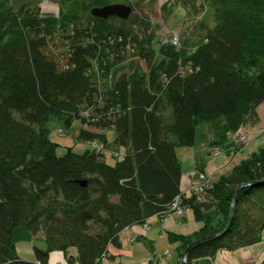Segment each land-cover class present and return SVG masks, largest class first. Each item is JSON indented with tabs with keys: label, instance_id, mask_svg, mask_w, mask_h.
Returning a JSON list of instances; mask_svg holds the SVG:
<instances>
[{
	"label": "trees",
	"instance_id": "16d2710c",
	"mask_svg": "<svg viewBox=\"0 0 264 264\" xmlns=\"http://www.w3.org/2000/svg\"><path fill=\"white\" fill-rule=\"evenodd\" d=\"M80 1L86 17L73 13L57 19L0 0V264H49L51 251L66 254L70 248L77 256L69 262L99 264L111 245L121 246L125 228L176 215L171 205L177 196L202 221V211L188 205L192 197L183 191L179 148L195 144L202 124L225 118L228 131L237 133L241 125L259 121L264 0H207L217 23L209 27L200 21L204 42L185 56L177 50L160 56L148 18L101 19L90 12L112 3L133 7L136 0ZM58 24L70 26L62 70L44 50ZM133 59L145 64V72L131 82L125 73L113 81L115 71ZM52 114L79 120V140L89 148L77 153L68 147L58 154L59 144L46 127ZM110 129L125 149L115 163L107 160ZM226 136L210 145L222 144ZM263 178L264 144L206 188L221 213L217 225L206 221L191 235L170 237L185 249L223 231L236 187ZM17 227L43 234L46 247H34V261L18 254ZM263 230L264 180L241 188L230 229L190 250L187 262L256 244Z\"/></svg>",
	"mask_w": 264,
	"mask_h": 264
},
{
	"label": "rangeland",
	"instance_id": "374dc122",
	"mask_svg": "<svg viewBox=\"0 0 264 264\" xmlns=\"http://www.w3.org/2000/svg\"><path fill=\"white\" fill-rule=\"evenodd\" d=\"M9 3L19 8L26 5L30 9L38 8L40 15L61 18L62 14L86 13L81 9L80 0H9ZM164 6L171 9L163 11ZM131 13V22L148 18L155 27V46L160 56H166L180 51L182 55L189 54L198 45L204 41L202 34L198 31L197 26L203 19L209 27H214L217 19L214 15V9L209 6L207 0H136ZM46 16V17H47ZM119 25V23H118ZM67 26V25H66ZM133 29H139L138 24ZM70 26L64 28L58 24L56 33L48 38V44L45 52L49 54L58 64L60 70L67 67L68 39L64 38ZM180 30V43L174 45L164 42L163 39L174 31ZM199 32V33H198ZM146 66L143 62H137L136 59L129 60L123 66L115 71V78L122 74H127L129 81H133L138 75L145 72ZM259 121L256 124L246 127L241 125L237 133L228 131V125L225 118L210 124H202L196 129V142L190 147L179 148L178 154L182 168V186L183 191L189 197L190 202L197 205L204 215L202 221L198 220L192 208L182 206L183 214L170 215L167 219L161 220L157 216L151 217L147 225H133L125 228L120 233L121 246L109 247V254L102 258L99 264H182V253L187 248L181 247L179 240H174L171 235H191L198 231L205 222H210L213 226L217 225L220 219V211L217 203L212 199L213 195H206V192L198 191L195 194L194 187L190 184L197 185L199 179H190L188 174L199 169L207 178L214 182V186L219 177L229 175L232 169L239 162L254 151H257L264 144V102L257 108ZM46 127L49 129V137L52 141L59 144L58 154H64L68 147L73 148L77 153H83L89 148V145L80 141V132L83 128L79 120H71L59 114H52L46 121ZM248 131L249 134L242 133ZM109 142L107 152L110 163H115L125 152L123 147L115 143L116 131L110 129L108 132ZM240 133H242L240 135ZM226 136L222 144L210 145V141L220 135ZM242 137L237 141V137ZM233 141L234 144L233 145ZM114 157H110L111 152ZM224 150L223 153L215 154L217 150ZM211 151V152H210ZM119 156L118 159L116 157ZM205 176V177H206ZM214 179H216L214 181ZM181 186V187H182ZM197 188V187H195ZM194 194H193V193ZM186 202V203H187ZM203 237V236H202ZM13 239L16 244L18 254L34 261V247L45 248L46 243L43 234L33 235L26 227H17L13 230ZM198 239V238H197ZM196 240V239H195ZM193 242V241H192ZM69 256H77V249L70 248L65 254L63 251L54 250L49 253V264H79L78 262H69ZM264 260V230L262 240L256 244L245 246L235 251L221 250L215 258L202 257L194 260V264H260Z\"/></svg>",
	"mask_w": 264,
	"mask_h": 264
},
{
	"label": "water",
	"instance_id": "95a60500",
	"mask_svg": "<svg viewBox=\"0 0 264 264\" xmlns=\"http://www.w3.org/2000/svg\"><path fill=\"white\" fill-rule=\"evenodd\" d=\"M132 11H133L132 6L129 4L112 3V4H107V5H103V6H99V7H93L90 12H91L92 16L98 17L101 19H108L110 17H117V18H120L122 20H127L131 16ZM263 180H264V178L261 180H257V181L240 183L236 187L235 193H234V198H233L231 208H230V212L228 215V222H227L225 229L219 233H215V234H211V235H205V236L200 237V238L194 240L193 242H191L187 246L185 251L182 253V259H181L182 264H188L187 254L190 250H192L193 248H195L196 246H198L204 242L211 241V240L218 238L219 236H221L222 234H224L225 232H227L230 229V227L232 226V223L234 221L236 199H237L238 193L241 190V188L256 184L257 182H261ZM82 183L85 184L84 181H82Z\"/></svg>",
	"mask_w": 264,
	"mask_h": 264
},
{
	"label": "built area",
	"instance_id": "2783aa9c",
	"mask_svg": "<svg viewBox=\"0 0 264 264\" xmlns=\"http://www.w3.org/2000/svg\"><path fill=\"white\" fill-rule=\"evenodd\" d=\"M165 41H168L169 43H172L174 45H178L179 41H180V31L175 29L174 31L170 32L168 37H166ZM85 114H87V112ZM242 133H240V135ZM240 135H238L237 141L239 140V138L243 139L242 137H239ZM220 152H221V150L219 149L215 152V154H219ZM188 176L190 179H199V183L197 185L190 184L191 188L194 187V190H192V191H194L195 194L199 193L198 191H200V189H202L201 191L205 192L206 188L210 187L212 185L211 179L207 178L208 175L206 176L203 173H198L197 171H192L188 174ZM195 187H197V188H195ZM180 203H181V196H177L174 203L171 205V210L174 214H180V215L183 214V210H182L183 208H182V205H180Z\"/></svg>",
	"mask_w": 264,
	"mask_h": 264
}]
</instances>
